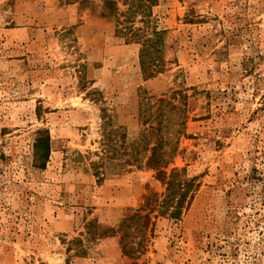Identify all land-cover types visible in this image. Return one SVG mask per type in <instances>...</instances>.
<instances>
[{
  "label": "rangeland",
  "instance_id": "rangeland-1",
  "mask_svg": "<svg viewBox=\"0 0 264 264\" xmlns=\"http://www.w3.org/2000/svg\"><path fill=\"white\" fill-rule=\"evenodd\" d=\"M116 2L0 0V264H264V0Z\"/></svg>",
  "mask_w": 264,
  "mask_h": 264
},
{
  "label": "trees",
  "instance_id": "trees-1",
  "mask_svg": "<svg viewBox=\"0 0 264 264\" xmlns=\"http://www.w3.org/2000/svg\"><path fill=\"white\" fill-rule=\"evenodd\" d=\"M117 0H102V6H101V13L100 16L105 17V18H114L117 14ZM149 2H151L152 0H148ZM132 10L129 8L127 10V15H131ZM160 142L159 144H154L149 148V156L147 157V161L146 164L151 165V166H155L157 163H161L160 157L157 155V150L160 146ZM35 148L37 149V161L41 158H43L44 153L40 152V149H49V137L46 136L44 138H40L35 145ZM172 176H175V174H172Z\"/></svg>",
  "mask_w": 264,
  "mask_h": 264
}]
</instances>
